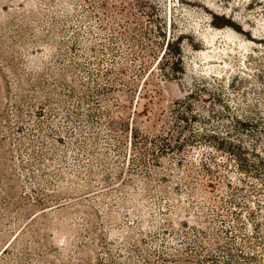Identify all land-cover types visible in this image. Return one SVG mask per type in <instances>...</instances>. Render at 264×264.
<instances>
[{
  "label": "rangeland",
  "instance_id": "374dc122",
  "mask_svg": "<svg viewBox=\"0 0 264 264\" xmlns=\"http://www.w3.org/2000/svg\"><path fill=\"white\" fill-rule=\"evenodd\" d=\"M262 161L264 0H0V264H211Z\"/></svg>",
  "mask_w": 264,
  "mask_h": 264
},
{
  "label": "trees",
  "instance_id": "16d2710c",
  "mask_svg": "<svg viewBox=\"0 0 264 264\" xmlns=\"http://www.w3.org/2000/svg\"><path fill=\"white\" fill-rule=\"evenodd\" d=\"M232 24L233 23L226 21V23H224V25H222V26H231L234 29H236V27ZM215 26H220V25H215ZM172 42L171 43L169 42L167 44V50H169L170 47L172 46ZM177 60L181 61V52L178 53ZM177 116H178L179 124L180 123L188 124L189 120L186 117H184V115L178 114ZM237 123H238L239 127H242V130H252L254 128H258L260 125L259 120H237ZM179 135H181V134L179 133ZM178 138H180V137L178 136ZM145 140L146 141L151 140V141H149V143L155 142L149 138H145ZM180 141H181V138L178 142H180ZM191 141H192L191 138L187 140V142H191ZM165 145H166V142H165ZM180 145L182 146V144H179V146ZM167 146H168L167 147L168 150L172 149L170 147V145L168 144V142H167ZM244 149L245 148H242L241 146H240V148L235 149L234 145H231L229 148V152H232L233 156L238 160L239 169L243 170L244 173H248V172H250V169H251L250 166L251 165L248 164L247 159L244 156L245 155V152L243 151ZM144 153L148 154V150L147 151L145 150ZM261 163L264 164L263 161ZM262 185L264 186V181H263ZM263 191H264V189H263ZM236 204L242 206V208L245 207V205H241L242 203L237 202ZM258 206L260 208H262L263 205L261 203H259ZM172 209H173V211L176 210V208H172ZM248 213H249V219H251V222H250L251 225L250 226H252V230H253L254 234L260 235L261 230H262V225H263L261 223V221H262V219L264 220V215H260V217H258L255 213H253V211H250V210ZM237 221L239 222L240 219H237ZM242 224H244V223H242ZM239 226L241 227V225H239ZM257 235L255 236V238H257L256 243H254L252 235H246L245 234V238L243 239L245 246L243 249L236 248L235 249L236 252L234 251V249H232L230 247H226V246L224 247L220 244H217V245L215 244L216 245L215 248L219 251V253H217L218 255L214 254V252H216V251H212L214 248L213 247L214 245H212L210 241L207 242V245H205V243H201V244L199 243L196 246V250L199 252L209 253L208 257H205L204 259L200 260L199 263H203L205 260H207V261H210L211 264H264V259H261V257L257 253V247L262 246L264 248V236L260 235L258 237ZM209 238H210V236L207 235L206 239H209ZM220 253L224 254V256L222 257V260L219 257ZM239 260H242L243 263H240Z\"/></svg>",
  "mask_w": 264,
  "mask_h": 264
}]
</instances>
